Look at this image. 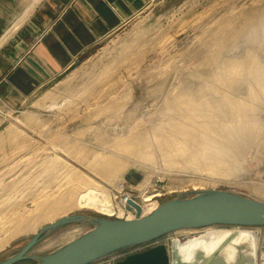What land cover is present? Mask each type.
Listing matches in <instances>:
<instances>
[{
  "label": "rangeland",
  "instance_id": "374dc122",
  "mask_svg": "<svg viewBox=\"0 0 264 264\" xmlns=\"http://www.w3.org/2000/svg\"><path fill=\"white\" fill-rule=\"evenodd\" d=\"M255 8L263 12L264 0H148L137 16L87 51L45 92L16 108L0 104V239L20 227L8 221L11 216L26 212L27 217L40 202L61 197L68 188L76 200L86 186L80 176L91 177L111 199L125 179L165 187L163 200L218 188L264 201V47L241 39L247 27L233 37L231 31L225 41L218 28L230 18L236 23L244 18L249 26ZM197 105L203 116L188 118ZM131 131L146 139L139 151L111 145L131 139ZM208 144L220 149L222 170L184 163L189 155L203 162ZM64 147L78 154L69 155ZM210 152L218 153L216 148ZM101 154L121 156L127 165L102 176L90 167ZM72 212L103 215L76 203L65 213ZM91 226L87 221L63 225L32 252L51 251ZM37 229L9 238L0 259L20 250ZM204 229L172 232L136 251ZM254 230L260 236L264 226ZM70 231L72 236L44 248Z\"/></svg>",
  "mask_w": 264,
  "mask_h": 264
},
{
  "label": "water",
  "instance_id": "95a60500",
  "mask_svg": "<svg viewBox=\"0 0 264 264\" xmlns=\"http://www.w3.org/2000/svg\"><path fill=\"white\" fill-rule=\"evenodd\" d=\"M131 203L138 211L133 218L81 212L59 216L41 225L20 250L0 259V264L21 260H35L36 264H96L121 249L148 244L172 232L215 225L226 232L210 243L193 241L202 232L186 239L174 236L167 243L131 252L105 264H264V231L260 237L254 230L264 226L263 200L237 191L204 188L192 195L181 193L166 198L146 214H141L139 204ZM79 221L92 226L51 251L32 252L52 231Z\"/></svg>",
  "mask_w": 264,
  "mask_h": 264
},
{
  "label": "crops",
  "instance_id": "0c3cea01",
  "mask_svg": "<svg viewBox=\"0 0 264 264\" xmlns=\"http://www.w3.org/2000/svg\"><path fill=\"white\" fill-rule=\"evenodd\" d=\"M147 2L0 0L1 106L16 108L45 92L87 51L137 16ZM138 246L100 261L123 258Z\"/></svg>",
  "mask_w": 264,
  "mask_h": 264
},
{
  "label": "bare ground",
  "instance_id": "6f19581e",
  "mask_svg": "<svg viewBox=\"0 0 264 264\" xmlns=\"http://www.w3.org/2000/svg\"><path fill=\"white\" fill-rule=\"evenodd\" d=\"M254 10H255L256 15L252 16L253 21L249 26H247L249 24L247 22L248 20H243L244 18L241 20V23L240 22L236 23V21H234L233 18H230L229 20L224 21L225 23H221L218 25V28H220L219 36L223 37L224 41H225V38L228 36V34L231 31H235L234 34L233 33L231 34V36L233 37L234 35H237L238 33H240L245 27H247V29H245L246 31L244 32V35H242L241 39H245V42L249 41L251 43L250 46H254V47L255 46L262 47L263 46L264 47V11L263 12L259 11L257 8H255ZM241 39H240V42H241ZM228 41H229V39H228ZM223 45L224 44H221L220 46H223ZM248 52H250V51H248ZM225 53H226V51H225ZM250 59L253 60L255 58L253 56V58L250 57ZM234 62L238 63V61H234ZM233 66L235 67L234 64H233ZM221 77L223 79L229 80L228 76H225V74H223V76H221ZM188 116H189L188 118H193L196 116L197 117L203 116L202 106L199 107L197 105L196 110H195V114H191ZM204 124H205V126L203 125L202 129H204V131L205 130L208 131L210 128L209 124L208 123H204ZM238 127H239V125H236L234 128H238ZM242 127H243V125H242ZM195 128H198V125ZM234 131H235V129H234ZM136 134H137V131L134 133H133V131H131V133L128 135V136H131V139H128V141H124V139H117L111 145L118 148V149H121L124 147L126 150L133 149L131 152H137L140 150L139 147L141 148L142 142L146 139L144 138L143 135H141L142 133L141 134L139 133L138 135H136ZM178 145H177V147H179ZM175 147H176V145H175ZM210 147L216 148L218 153L217 152L211 153L210 149H212V148H210ZM203 148L206 149V152H205L206 153V156H205L206 159L203 160V162L199 161L197 158H194V157L192 158L189 155V157L183 159L184 163L186 165L191 164V163L193 165L194 164H196V165H203V164L208 165L210 167V169L214 172H219L220 170H222L221 167L223 165H225V160H221L220 156L218 155L221 153L220 149H218L217 147H213L211 144L205 145ZM63 150L67 154L72 155V156H75L78 154V153L77 154L74 153L72 148H69V147H67V148L64 147ZM145 153H146V151H145ZM79 158L81 160H83L81 157H79ZM121 158H122L121 156L114 157L113 155L101 154V156L98 155L97 159L94 161V163H92L90 165V167H93L94 170L97 171V173H99L100 175L105 176V174L108 172H111L113 170L115 171L118 168L124 167L126 162L124 163V161H122ZM189 166H191V165H189ZM225 170H226V168H225ZM79 181L84 182V185H86V186L83 190H81L77 194L76 200L73 198L74 189L68 188L66 193H63L64 194L63 196L61 195V197L59 196L53 200H49L47 203L45 201L40 202V204L44 205L41 211H40V208L42 206H40V204H39V206L36 208V211H29L28 210L29 213H28L27 217L24 216L26 214V212L11 216L10 217L11 220L8 219V221H13L16 225H19L20 227L15 232H12L8 236H6L5 238L0 239V248L3 247L8 242L9 238L13 237L15 234L20 233V232H24V231H28V230H35V229H37V227L40 224L43 223V221H45L47 219L54 220L53 216L57 213H63V215H64V213L67 212V210H69L70 207L73 205V203H76V205H78V206L93 207V208L97 209L98 211L102 212V214H104V215H112L113 214L112 212L114 211V206H113V202H112L110 193L102 187L93 185L91 181L95 182V180H92L91 177L86 176L83 178L82 176H80ZM88 183H90V185H88ZM194 188H196V187L194 186ZM160 191H162V190H159L158 192H160ZM156 196H158V194H156ZM151 199H153V200L151 202H147L144 205V207L141 209L143 214H146V213H149L150 211H152L153 210L152 207L156 205L157 199L154 197H152ZM118 210H119L120 214L123 212L122 207H119ZM65 214H67V213H65ZM128 218H130V217H128ZM238 228H241V227H238ZM224 232H226V229L222 230V229H219L218 227L210 226V227L205 228L202 231L201 236L196 237V239L193 241L195 243L197 241H203L204 243H210L213 241V239L219 238L220 234H223ZM73 233H74L73 231H70V232L61 234V236H59V238H56L55 240L51 239L50 241H48L44 245V248L50 247L51 245H54L55 243L59 242L60 240L64 239L65 237L72 236ZM260 237H259V239H260ZM193 241H191V242H193ZM191 242H189L190 244L186 245L188 250L191 247Z\"/></svg>",
  "mask_w": 264,
  "mask_h": 264
},
{
  "label": "built area",
  "instance_id": "2783aa9c",
  "mask_svg": "<svg viewBox=\"0 0 264 264\" xmlns=\"http://www.w3.org/2000/svg\"><path fill=\"white\" fill-rule=\"evenodd\" d=\"M159 190H162L158 192ZM165 187H151L148 183L142 182L138 185L129 184L125 179L117 183L112 192V202L114 211L111 217L120 218H133L137 214V207L131 203V201L139 204L141 209L147 202H151L152 197L157 199L156 205L152 208H156L160 201L163 200V196L166 194ZM162 193V194H161ZM158 194V196H156ZM151 199V200H150ZM122 207L123 212L120 214L118 208ZM141 214H143L141 210Z\"/></svg>",
  "mask_w": 264,
  "mask_h": 264
},
{
  "label": "trees",
  "instance_id": "16d2710c",
  "mask_svg": "<svg viewBox=\"0 0 264 264\" xmlns=\"http://www.w3.org/2000/svg\"><path fill=\"white\" fill-rule=\"evenodd\" d=\"M23 260H21V261H19V262H22ZM19 262H17V263H19Z\"/></svg>",
  "mask_w": 264,
  "mask_h": 264
}]
</instances>
